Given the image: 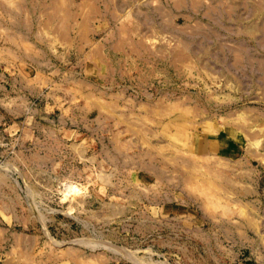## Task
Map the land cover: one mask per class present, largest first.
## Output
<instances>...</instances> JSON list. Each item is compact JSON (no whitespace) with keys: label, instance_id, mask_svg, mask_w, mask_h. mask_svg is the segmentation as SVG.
Segmentation results:
<instances>
[{"label":"rangeland","instance_id":"374dc122","mask_svg":"<svg viewBox=\"0 0 264 264\" xmlns=\"http://www.w3.org/2000/svg\"><path fill=\"white\" fill-rule=\"evenodd\" d=\"M0 264H264V0H0Z\"/></svg>","mask_w":264,"mask_h":264}]
</instances>
